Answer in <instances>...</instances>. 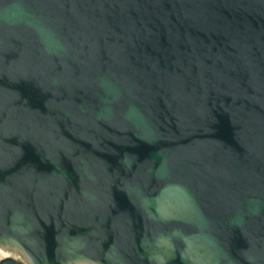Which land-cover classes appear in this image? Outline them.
Here are the masks:
<instances>
[{
	"label": "water",
	"instance_id": "1",
	"mask_svg": "<svg viewBox=\"0 0 264 264\" xmlns=\"http://www.w3.org/2000/svg\"><path fill=\"white\" fill-rule=\"evenodd\" d=\"M0 264H264V0H0Z\"/></svg>",
	"mask_w": 264,
	"mask_h": 264
},
{
	"label": "bare ground",
	"instance_id": "2",
	"mask_svg": "<svg viewBox=\"0 0 264 264\" xmlns=\"http://www.w3.org/2000/svg\"><path fill=\"white\" fill-rule=\"evenodd\" d=\"M0 254L4 257V256H8V255H15L16 253L13 252L12 250L7 249V248L0 247Z\"/></svg>",
	"mask_w": 264,
	"mask_h": 264
},
{
	"label": "rangeland",
	"instance_id": "3",
	"mask_svg": "<svg viewBox=\"0 0 264 264\" xmlns=\"http://www.w3.org/2000/svg\"><path fill=\"white\" fill-rule=\"evenodd\" d=\"M3 256L0 254V258H2Z\"/></svg>",
	"mask_w": 264,
	"mask_h": 264
}]
</instances>
